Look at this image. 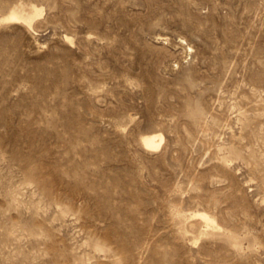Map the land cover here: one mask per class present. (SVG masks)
<instances>
[{
	"label": "rangeland",
	"instance_id": "rangeland-1",
	"mask_svg": "<svg viewBox=\"0 0 264 264\" xmlns=\"http://www.w3.org/2000/svg\"><path fill=\"white\" fill-rule=\"evenodd\" d=\"M0 264H264V0H0Z\"/></svg>",
	"mask_w": 264,
	"mask_h": 264
},
{
	"label": "bare ground",
	"instance_id": "bare-ground-1",
	"mask_svg": "<svg viewBox=\"0 0 264 264\" xmlns=\"http://www.w3.org/2000/svg\"><path fill=\"white\" fill-rule=\"evenodd\" d=\"M34 14H36V11H34L33 9L23 10V9L19 8L18 10L16 9L15 12H13L11 14V16H13V17L18 16V17H22V18L31 20V19H33ZM182 42L184 44H187L185 42V40H182ZM164 140H165V138H164L162 133H154L153 132L151 134L142 135V137H141V142L144 144V146L147 149H152V150L159 148L163 144ZM199 215H200V218L202 219V221L204 220L207 223V225L215 228L216 225H215L214 220H212L209 216H207V214H203V215L199 214Z\"/></svg>",
	"mask_w": 264,
	"mask_h": 264
}]
</instances>
